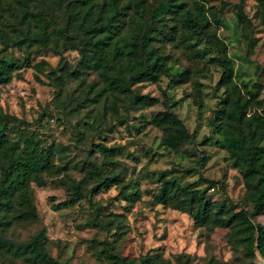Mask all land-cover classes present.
<instances>
[{"label":"rangeland","instance_id":"obj_1","mask_svg":"<svg viewBox=\"0 0 264 264\" xmlns=\"http://www.w3.org/2000/svg\"><path fill=\"white\" fill-rule=\"evenodd\" d=\"M186 1L191 6L194 0ZM203 1L219 19L213 21L212 29L227 46L233 81L258 91L254 99L250 98L252 111L264 100L260 5L256 0ZM240 6L243 18L238 17ZM162 44L170 57V74L187 69L191 76L184 83L163 76L137 84L140 92L159 99L153 106L137 107L113 95L107 101L92 102L101 83L92 69L80 68L75 44L67 49H37L33 44L28 49L5 46L0 41V60L11 62L0 63L1 70L10 73V79L0 84V108L10 116L8 134L14 140L33 134L43 147L54 143L53 161L58 166L53 176L46 177V185H31L38 221L15 226L14 235L10 233L13 238L26 239L45 227L46 245L58 264H113L106 254L139 258L152 250L162 253L171 264H264L259 252L247 258L241 248L231 245L228 229L196 225L191 211L165 207L153 200L159 186L156 177L165 173L178 176L180 182H195L211 201H223L228 210H252L249 190L228 157L219 128L222 69L209 61L216 51L200 37ZM78 67L81 71L76 78L72 73ZM89 83L95 84L91 91ZM114 101L117 112L111 107ZM165 109L175 113L190 134L181 151L168 148L161 129L150 123L151 115ZM96 143L112 147L115 155L104 161L93 147ZM260 144L264 147V131ZM90 160H97L106 172L119 173L126 182L135 181L139 199L132 203L123 200L120 186L111 182L107 187L94 188L75 205L53 209V203L70 194L66 182L81 179ZM252 220L264 226V213ZM15 264L23 262L16 260Z\"/></svg>","mask_w":264,"mask_h":264},{"label":"trees","instance_id":"obj_2","mask_svg":"<svg viewBox=\"0 0 264 264\" xmlns=\"http://www.w3.org/2000/svg\"><path fill=\"white\" fill-rule=\"evenodd\" d=\"M256 1L264 26V0ZM214 15L203 0L192 1L191 6L186 0H0V41L5 46L27 48L37 44V49H67L75 44L81 57L80 68L92 69L101 83L92 98L93 103L102 98L107 101L113 95L144 107L155 105L159 99L140 92L137 84L158 81L163 76L175 83H184L191 76L187 69L170 74V57L162 43L205 38L217 54L209 61L222 69L219 84L224 94L220 99L219 128L224 147L232 164L242 174L252 210H228L223 201H211L195 182H180L178 176L165 173L156 177L159 186L153 200L165 207L191 211L196 225L228 229V241L241 248L247 258H253L256 252L264 258V226L252 220L253 216L264 213V147L260 144L264 131V100L250 111V98L254 99L258 91L246 85L242 88L233 81V63L227 46L212 29L213 21L219 22ZM238 17H245L242 6ZM31 51L26 52L25 60ZM2 62L4 59L0 60ZM80 71L78 67L72 76L79 78ZM52 76L58 79L54 73ZM9 79L10 73L0 67V84ZM59 84L62 86L63 80ZM88 86L90 91L95 88L93 83ZM111 107L118 111L117 102H112ZM9 117L0 108V264H15L16 260L23 264H58L46 245L45 227L22 240L10 235H14L15 226L38 221L31 185H46V177L53 176L58 166L53 161L54 143L43 147L33 134L11 139ZM150 123L161 129L164 144L172 150L181 151L190 138L183 122L167 109L151 115ZM93 147L103 155L104 161L115 155V150L103 143ZM111 182L120 186L123 200L132 203L139 199L140 190L135 181L126 182L119 173L106 172L97 160H90L81 179L66 182L70 194L53 203L52 208L60 210L75 205L94 188L107 187ZM92 183L96 184L93 188ZM106 256L113 264H171L154 250L139 258L110 253ZM245 264H253V261Z\"/></svg>","mask_w":264,"mask_h":264}]
</instances>
